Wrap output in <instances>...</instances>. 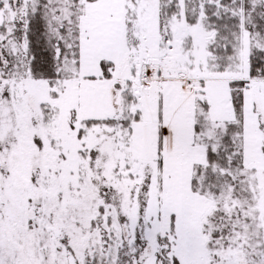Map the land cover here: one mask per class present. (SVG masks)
Listing matches in <instances>:
<instances>
[{"label":"snow or ice","instance_id":"6c2138e0","mask_svg":"<svg viewBox=\"0 0 264 264\" xmlns=\"http://www.w3.org/2000/svg\"><path fill=\"white\" fill-rule=\"evenodd\" d=\"M0 264H264V0H0Z\"/></svg>","mask_w":264,"mask_h":264}]
</instances>
